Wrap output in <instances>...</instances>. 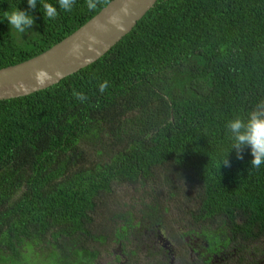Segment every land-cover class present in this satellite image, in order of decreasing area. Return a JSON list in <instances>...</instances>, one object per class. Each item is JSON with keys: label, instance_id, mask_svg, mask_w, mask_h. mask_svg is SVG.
I'll return each instance as SVG.
<instances>
[{"label": "trees", "instance_id": "obj_1", "mask_svg": "<svg viewBox=\"0 0 264 264\" xmlns=\"http://www.w3.org/2000/svg\"><path fill=\"white\" fill-rule=\"evenodd\" d=\"M109 1L90 10L75 0L64 11L58 0H37L35 9L0 0V68L47 50ZM43 3L57 7L55 19ZM15 8L34 20L23 34L4 18ZM260 101L264 0H157L96 61L0 100V264L138 262L126 246L139 216L115 223L124 184L148 196L142 218L158 220L175 202L179 217L206 222L210 250L231 244L239 260L264 264V165L251 168L247 146L238 158L226 128ZM112 243L120 253H110Z\"/></svg>", "mask_w": 264, "mask_h": 264}, {"label": "water", "instance_id": "obj_2", "mask_svg": "<svg viewBox=\"0 0 264 264\" xmlns=\"http://www.w3.org/2000/svg\"><path fill=\"white\" fill-rule=\"evenodd\" d=\"M157 0H110L74 32L47 50L0 68V100L29 95L58 83L104 55ZM46 73L43 83L37 73Z\"/></svg>", "mask_w": 264, "mask_h": 264}, {"label": "flooded vegetation", "instance_id": "obj_3", "mask_svg": "<svg viewBox=\"0 0 264 264\" xmlns=\"http://www.w3.org/2000/svg\"><path fill=\"white\" fill-rule=\"evenodd\" d=\"M157 203L165 202L159 200ZM138 216L140 220H133L132 224L137 222L139 226L136 229L128 230L131 243H128L126 248L128 253L135 251L134 257L138 251H142V255L138 259L139 264H229L234 259L238 261V264L263 263V261L257 263L255 258L239 260L241 256L231 244L228 245V250L227 246L224 249L219 247L216 250H213L212 247L210 250L209 244L201 233L203 231L201 224L206 222L195 223L192 220L181 218L177 214V216L171 217L168 222L173 220L172 222L179 225L180 228L176 227L177 231L171 232L164 220L160 221L162 215L158 216V220L144 219L140 213ZM146 216L144 215V217ZM120 250L118 243V253ZM244 256H246L245 253ZM125 257L124 262L130 261L133 264H138L132 258Z\"/></svg>", "mask_w": 264, "mask_h": 264}, {"label": "clouds", "instance_id": "obj_4", "mask_svg": "<svg viewBox=\"0 0 264 264\" xmlns=\"http://www.w3.org/2000/svg\"><path fill=\"white\" fill-rule=\"evenodd\" d=\"M86 2L88 8L91 10L96 8L98 0H86ZM27 4L30 8L35 9L37 6V0H27ZM74 4L75 0H58L59 7L64 11H71ZM42 8L44 16L49 19H55L58 16L56 6L49 3H43ZM4 18L7 19L8 25H10L12 29L21 34L28 31L34 23L31 15L26 11L18 10L17 8L5 12ZM45 78L46 73H37V79L39 82L43 83ZM107 87L108 81L100 83V93H104ZM73 95L82 103L88 99L83 92L74 91ZM226 128L231 133L233 141L230 150L235 149L238 158H241L242 149L247 146L250 148L252 156L250 162L251 168L259 169L261 165H264V101L258 102L254 109L247 114L246 119L237 116L235 119L229 120L226 123ZM221 163L225 166H229L226 157L220 162V164Z\"/></svg>", "mask_w": 264, "mask_h": 264}, {"label": "rangeland", "instance_id": "obj_5", "mask_svg": "<svg viewBox=\"0 0 264 264\" xmlns=\"http://www.w3.org/2000/svg\"><path fill=\"white\" fill-rule=\"evenodd\" d=\"M116 190L117 191L115 194V199L117 201L114 205H117L118 211L121 212L117 215V217L115 219V223L117 225H119L123 222V220H124L123 216L128 215L127 214L128 212L129 213L132 212L133 214L138 216L140 211H144L145 207H148L151 204V203H146L148 196H146L144 189H141L138 186L124 184V185H119ZM178 208H179V205L174 202V204H172L169 207L168 215L162 214L163 219H164V223L167 226V228L169 229V231H171V232L177 231L176 227H179V225H176L172 222L173 220L171 222H168V221H170V217L177 216ZM101 219H103L102 216L96 215V217H95L96 226H98L99 224L102 223ZM228 248H229V246H227V250H228ZM109 251H110V253H113V254L118 253L119 252L118 246L116 244L112 243V245L109 247ZM141 255H142V251H138V254L135 257L140 259ZM108 259H110L109 256H108ZM122 263H120V264H122ZM138 264H139V262H138Z\"/></svg>", "mask_w": 264, "mask_h": 264}]
</instances>
